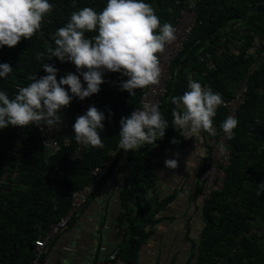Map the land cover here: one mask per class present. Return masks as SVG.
Wrapping results in <instances>:
<instances>
[{"label":"trees","instance_id":"obj_1","mask_svg":"<svg viewBox=\"0 0 264 264\" xmlns=\"http://www.w3.org/2000/svg\"><path fill=\"white\" fill-rule=\"evenodd\" d=\"M49 2L54 8L44 17L40 30L31 40L22 39L14 47H0V56L13 68L8 77L0 78V91H5L10 99L20 87L32 82L30 77L39 79L47 75L43 63L59 70L58 80L68 72L76 73V66L71 61L61 62L56 57L38 61L36 56L46 52L48 46L55 47V33L70 20L72 12L83 7H92L100 12L107 4V0ZM145 2L155 9L162 24L173 25L179 12L177 0ZM198 13V23L184 51L173 61L169 90L159 108L169 125L165 136L159 138L155 145H144L128 153L130 158L135 159V164L125 180L121 193L122 212L117 220V228L123 234L117 260L124 264H139V250L153 235L158 223L144 209L147 193L155 184L156 168L160 165L157 157L184 141L178 127L173 125L172 112L176 106L169 97L183 95L189 90L190 79L230 97L248 67L256 61L258 66L250 78L247 102L239 110L238 126L230 138L232 162L227 169L225 185L205 200L202 213L204 225L198 240L193 242L194 251L187 264H220L224 256H227L225 264H264V232L245 236L237 248V239L242 231L264 225V48L256 57L245 58L249 45L264 33V0H201ZM238 23L251 32L246 47L237 53L226 52L220 56L221 38L229 36ZM97 34L87 32L85 36L91 38ZM208 54L215 62L214 67H209L207 61L199 58ZM103 76L105 82L100 86L99 98L94 106L105 114V127L100 131L104 147L89 146L81 160L69 157L76 146L73 130L77 110L75 97L60 113L64 128L67 127L72 134L70 145L56 153H49L42 144L43 124L25 127L9 125L0 129V264H27L33 258L35 239L39 233L69 211L73 191L90 182L92 168L108 159L111 150L117 147L120 120L130 116L145 88L135 89V94L131 96L120 86V82L128 77L111 71H105ZM64 87L70 93L68 86ZM226 116V110L218 108L213 118L214 126L221 127ZM61 140L64 141L62 136ZM20 143L24 144V148L21 163L17 165L18 179L6 184L1 177L16 168L15 154ZM123 151L115 157L110 172ZM208 159L209 150L203 168ZM55 163H58L59 171L50 183L45 177ZM235 248L236 252L231 257Z\"/></svg>","mask_w":264,"mask_h":264},{"label":"clouds","instance_id":"obj_2","mask_svg":"<svg viewBox=\"0 0 264 264\" xmlns=\"http://www.w3.org/2000/svg\"><path fill=\"white\" fill-rule=\"evenodd\" d=\"M53 8L49 0H0V47H14L22 39L31 40ZM87 32L98 34L88 38ZM174 39L173 25L162 24L155 9L145 0H107L100 12L92 7L72 12L70 20L55 33V47L48 46L36 59L56 57L61 62L71 61L79 75L68 72L58 80L59 70L43 63L47 75L39 79L30 77L32 82L20 87L14 98L0 91V129L9 125L60 126V110L68 107L74 97L84 100L99 93L105 82V71L128 77L120 86L131 96L135 89L158 85L162 73L158 54ZM12 71L9 63L0 64V78L8 77ZM64 86H68L71 94ZM188 89L183 95L169 97L176 106L172 112L173 125L183 130L185 138L193 135L198 138L201 131L215 135L213 118L218 107L224 105L222 95L194 79L189 80ZM104 120L105 114L96 106H90L73 124L75 140L85 146L103 148L100 131L105 127ZM120 125L119 146L125 151L155 145L169 127L159 106L151 102H145L141 109L121 118ZM237 126V118L231 115L221 125L229 138ZM220 150L224 152L226 147L221 144ZM165 164L175 169L178 160L167 159Z\"/></svg>","mask_w":264,"mask_h":264},{"label":"crops","instance_id":"obj_3","mask_svg":"<svg viewBox=\"0 0 264 264\" xmlns=\"http://www.w3.org/2000/svg\"><path fill=\"white\" fill-rule=\"evenodd\" d=\"M63 124L62 120L58 127ZM178 129L183 143L157 157L160 165L144 209L158 223L139 250V264H187L194 251L193 242L198 240L204 225L205 199L199 173L208 155V133L201 131L198 138H185L183 130ZM129 152L124 150L119 155L80 216L49 245L47 256L51 264H90L96 245L105 246L108 254L120 248L123 234L117 228V220L122 212L121 193L135 164ZM167 159H177L178 167L168 168ZM113 264L124 262L116 258Z\"/></svg>","mask_w":264,"mask_h":264},{"label":"built area","instance_id":"obj_4","mask_svg":"<svg viewBox=\"0 0 264 264\" xmlns=\"http://www.w3.org/2000/svg\"><path fill=\"white\" fill-rule=\"evenodd\" d=\"M200 1L201 0H177L179 12L173 23V27L175 28V39L171 43L166 44L163 53L158 54L162 69L160 82L158 85H150L144 89L139 103L133 108L132 112L136 109H141L145 102L155 103L160 108L162 100L169 90L168 84L172 79L173 61L184 51L185 44L189 40L190 35L198 23V4ZM250 35L251 32L246 28V26L238 23L229 36H223L221 38L222 46L218 50V54L221 56L226 52L231 54L237 53L241 48L246 47L247 37ZM262 48H264V33L257 38L254 44L249 45L248 51L245 54V58L249 59L251 55L256 57ZM199 58L201 61H207L209 67H214L215 62L211 55H200ZM2 63H5V59L0 56V64ZM257 66L258 63L256 61L248 67L245 74L239 80L238 86L233 92L232 96L226 97L221 93L224 100V105H221L218 108H223L226 110V119L230 115L238 118L239 110L247 102L250 90V78L253 76ZM76 74L79 75V72L77 71ZM80 78L82 83H84V87L86 88V82L83 81L82 76ZM98 98V93L93 94L84 100H80L78 97H75V102L77 104L75 119L78 116L85 114L90 106H94ZM63 112L64 108L60 110V113ZM214 127L216 129V134H208L207 138L209 159L199 175L202 184V194L205 200H209L215 191H221L223 189L228 175L227 169L232 162V150L230 143L231 137L229 138L227 135H225L222 127L218 125H215ZM61 136L64 141L61 140ZM71 136L72 134L67 129V127L49 128L47 125H44L42 144L49 153H56L62 150L64 146L70 145ZM221 144L226 147V151L221 152ZM88 147L89 146H85L82 143H78L76 141V146L69 154V157L75 161L81 160L83 153ZM23 148L24 144L20 143L17 148L18 151L15 154L16 168L12 171L5 172L1 177L2 182L7 184L10 180H13L14 182L17 181L19 176L17 165L21 163ZM121 150L122 149L120 148L118 142L117 147L111 150L109 158L104 160L102 164L92 168V178L90 182L83 184L81 187L73 191L71 195V207L69 211L58 221L50 223L45 230H42L39 233L38 237L35 239L33 258L27 264H51L50 259L47 256V249L49 245L52 244L58 238V236L69 227L70 222L75 217L80 216L89 202L96 186L109 174L110 169L114 164L115 157ZM58 171L59 165L58 163H55L47 171V175L45 177L47 181L52 183ZM6 191L7 189L5 188V192ZM261 232H264V225L242 231L237 239V248L241 246V241L245 236L250 237ZM66 249L71 250L69 247H66ZM118 251L119 247L115 248L111 253L108 254L107 248L105 246L96 245L95 249H93L94 261L90 264H113L118 256ZM235 252L236 248L230 254L231 257L234 256L233 254ZM226 259L227 256H224L221 261H219V263L225 264Z\"/></svg>","mask_w":264,"mask_h":264}]
</instances>
